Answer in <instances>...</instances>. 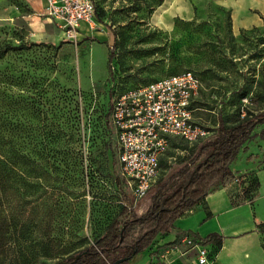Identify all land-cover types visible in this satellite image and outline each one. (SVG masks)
Returning <instances> with one entry per match:
<instances>
[{
    "label": "rangeland",
    "instance_id": "rangeland-1",
    "mask_svg": "<svg viewBox=\"0 0 264 264\" xmlns=\"http://www.w3.org/2000/svg\"><path fill=\"white\" fill-rule=\"evenodd\" d=\"M94 1L103 21L68 39L60 24L45 21L43 1L0 0V44L15 47L0 59V212L36 233L51 217L65 220V252L48 264L93 243L121 209L107 120L112 95L191 69L202 81L194 106L203 125L231 124L243 105L264 109L263 13L247 12L240 26L232 0ZM193 146L174 137L157 180ZM33 150L40 159L34 171L26 160ZM263 150L257 138L233 162L239 178L232 185L234 203L261 195L264 168L255 174L247 156ZM260 206L264 212V201ZM256 229L264 244V227Z\"/></svg>",
    "mask_w": 264,
    "mask_h": 264
},
{
    "label": "trees",
    "instance_id": "trees-1",
    "mask_svg": "<svg viewBox=\"0 0 264 264\" xmlns=\"http://www.w3.org/2000/svg\"><path fill=\"white\" fill-rule=\"evenodd\" d=\"M95 6L97 20L102 22L104 12L98 9L96 3ZM13 48L15 47L10 43H1L0 59ZM114 55L115 47H112L109 63ZM245 99L248 100V98ZM111 108L112 99L107 111V120L115 139L114 150L117 154L115 157L117 167L118 144L111 121ZM209 129L211 130L210 135L197 141L189 142L182 138L184 141L194 144L191 152L183 162L174 166L167 175L158 179L141 198L138 205H134L132 198L127 193L125 181L120 175L118 165L115 183L121 196L120 211L104 231L95 237L93 243L72 253H67L57 261L68 260V264H112L121 258H127L119 264H130L135 255L148 249L160 235L169 232L177 218L198 203L205 201L210 192L239 179L238 171L233 168L232 164L241 153L249 149L252 140L258 138L264 141V109L254 112L243 105L235 122L227 124L224 119L218 120ZM173 139L174 137L171 139V143H173ZM33 152L34 150L28 153L26 160L31 170L34 171L40 159L39 155ZM42 155L47 176V147ZM19 158V155L14 157L16 161ZM247 159L250 160L249 167L253 172H256L255 174L264 168V150L261 155L250 153ZM259 186L260 181L257 179L255 187ZM84 194L83 191L81 195ZM53 211L54 209L51 208V212ZM211 214L208 211V215ZM52 219V217L49 219L44 232L36 233L33 229H23V225H17L16 218L12 215L0 212V264H48L50 259L59 257V254L65 252L63 241L66 232L64 229L68 225L63 219L58 221H52ZM263 227L264 221L257 224V228L262 229ZM55 229H59V231H55ZM202 241L204 243L212 242L216 244L217 248H221L223 236L214 232L208 234ZM76 254L82 255L74 260L73 255Z\"/></svg>",
    "mask_w": 264,
    "mask_h": 264
},
{
    "label": "built area",
    "instance_id": "built-area-1",
    "mask_svg": "<svg viewBox=\"0 0 264 264\" xmlns=\"http://www.w3.org/2000/svg\"><path fill=\"white\" fill-rule=\"evenodd\" d=\"M45 13L58 21L68 39L78 37L82 23L90 28L100 23L94 0H46ZM201 89L199 75L184 70L114 94L111 121L117 135L119 171L134 202L157 181L161 157L173 137L194 142L210 135L209 127L195 116L194 102ZM208 256L209 250L200 245L199 263L209 264Z\"/></svg>",
    "mask_w": 264,
    "mask_h": 264
},
{
    "label": "crops",
    "instance_id": "crops-1",
    "mask_svg": "<svg viewBox=\"0 0 264 264\" xmlns=\"http://www.w3.org/2000/svg\"><path fill=\"white\" fill-rule=\"evenodd\" d=\"M35 1H43L45 10L46 0ZM232 1L233 3L229 1L230 6L234 7L233 4H236L237 17L241 16L243 21L240 26H245L244 21L247 18L242 15L247 12L259 18H261L259 13L264 14V0ZM185 10L187 15L193 14L191 6H187ZM44 18L46 22L58 23L47 15ZM89 28L86 23H82L79 35ZM260 172L257 174H261ZM233 184L234 181L210 192L205 201L177 218L169 232L160 235L148 249L135 255L130 264H200L198 261L200 245L206 246L209 250V264H264V248L256 229L257 224L264 221V212L260 206V202L264 201V177L261 195L253 203L247 201L234 203L236 197L231 192ZM208 211L212 214L208 215ZM214 232L223 236L221 248H217L212 242L202 241L204 237Z\"/></svg>",
    "mask_w": 264,
    "mask_h": 264
},
{
    "label": "water",
    "instance_id": "water-1",
    "mask_svg": "<svg viewBox=\"0 0 264 264\" xmlns=\"http://www.w3.org/2000/svg\"><path fill=\"white\" fill-rule=\"evenodd\" d=\"M81 255H82V254H76V255H73L74 260H77L79 257H81ZM125 259H127V258H121V259L115 261V262L112 263V264H119L120 262L124 261ZM68 263H69L68 260H59V261H56V262L53 263V264H68Z\"/></svg>",
    "mask_w": 264,
    "mask_h": 264
}]
</instances>
